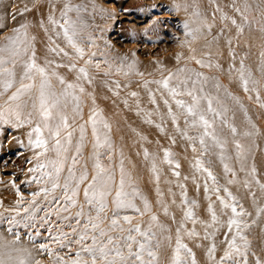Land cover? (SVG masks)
<instances>
[{
	"label": "bare ground",
	"instance_id": "1",
	"mask_svg": "<svg viewBox=\"0 0 264 264\" xmlns=\"http://www.w3.org/2000/svg\"><path fill=\"white\" fill-rule=\"evenodd\" d=\"M245 5L248 6L244 12L247 24L235 11V8L244 11ZM50 18L55 23L50 22ZM232 19L243 25V32L231 23ZM65 20L71 25L69 35L73 29L75 31L72 40L82 50V56L65 38L64 29L69 27ZM186 23L192 35L185 34ZM0 25V47L6 45L7 37L15 35L14 29L26 25L21 35L27 34L29 49L27 54L16 58L14 69L12 63L7 65L16 73V84L0 96V106H5L7 97L19 87L23 66L32 62L34 49L35 63L46 69L50 91L61 97L62 111L69 125L60 135L67 148L59 157L64 162L60 187L52 191V181L43 176L53 171L52 166L34 169L58 159L53 150L55 141L44 130L48 151L41 155L44 150L34 146L36 134L32 130L39 116L32 109L31 101L21 117L26 120L27 112L32 111L31 124L25 122L18 127L14 118L8 123L0 122V244L19 249L13 253L14 257L27 259L29 264L60 263L53 258L54 248L41 249L37 244L45 237L43 231H47L46 236H56L64 234L68 228L66 232L71 229L78 238L88 216H96L95 209H90L84 199V189L94 172L89 174V181L80 185L78 195L73 198L74 206L66 200L63 188L68 169L72 167V157L77 155L76 147L81 143V126L85 129V138L74 171L78 177L87 165L94 167L95 141L89 122L93 111L101 141L106 137L110 147L122 146L129 154L145 160L148 173L157 169L169 171L172 167L152 156L155 152L162 154L163 145H172L178 160L179 149L201 144L199 137L203 129L199 125L190 126L192 117L176 104L177 100H182L190 105L191 97H173L155 83L170 73L178 74L180 79L191 76L193 80L196 79L193 73L201 74L196 89L203 88L202 95L212 97L213 107L221 112L215 118L214 128L222 146L214 145L210 137H205L204 145L215 162H223L237 174L233 180L223 177L221 183L224 191L241 196L240 202L249 210V217L243 223L259 237L256 246L264 250V238H260L264 237V211H260L264 209V189L261 188L264 179L254 176L258 170L264 173V0H0ZM4 55L7 59V54ZM197 60L203 61L204 66L197 64ZM241 67L248 81L247 91L241 81ZM81 68L85 69L86 77L79 71ZM179 69L188 71L178 73ZM57 77L63 78L65 83L61 84ZM24 83L33 81L26 79ZM39 83L40 78L36 76V87L30 93L33 98L38 94ZM178 83L174 77L170 87ZM67 84L75 87L67 89L70 95L65 105L62 93ZM73 95L79 100V114L74 111ZM26 100L27 96L21 102ZM206 118L213 119L210 114ZM104 123L108 128H104ZM232 128L236 129L235 134ZM69 132L72 133L70 145L65 139ZM29 133H32L31 144ZM132 145L137 147L134 149ZM234 156L237 161L232 160ZM192 162L189 157L187 163ZM198 175L203 176V173L198 172ZM196 184L192 182V186ZM44 189L49 190L47 195ZM195 191L191 198L203 201L208 208L211 206L212 212L218 215L215 212L218 207H214L219 206L220 201L211 204L205 192ZM207 191H211V186L208 185ZM187 193L186 190L184 194ZM66 206L67 211H61ZM110 207L115 213L113 202ZM81 208L84 215L77 224L76 213ZM140 208L138 212H145ZM206 211L211 230L212 212ZM210 236L215 245L216 235ZM211 248L208 245L209 251ZM42 251L48 253V259ZM216 256L222 259L221 255Z\"/></svg>",
	"mask_w": 264,
	"mask_h": 264
},
{
	"label": "snow or ice",
	"instance_id": "2",
	"mask_svg": "<svg viewBox=\"0 0 264 264\" xmlns=\"http://www.w3.org/2000/svg\"><path fill=\"white\" fill-rule=\"evenodd\" d=\"M248 6L245 5L244 11H241L240 8H235V11L238 12L244 22V24L249 23L247 16L244 12L247 11ZM227 19V17H224ZM50 22L55 23L54 20ZM64 23L69 25L64 29L65 38L68 40L69 44L72 45L73 48L76 49L77 53L81 56L83 52L81 49L77 48L75 43L72 40V35L75 34L74 29L72 30V35H69V29L71 27L70 22L65 20ZM233 25H236L240 32H243V25H238L235 19L231 20ZM2 27V25H0ZM26 25H21L20 28L14 29L15 35L6 38V45L4 47H0V96L8 93L16 84V73L12 69L8 68L7 65L12 63L13 69L15 67V60L17 57L21 56L22 54H27L28 46H27V34L23 33L21 35V29L26 28ZM188 24L184 25L185 34L192 35V32L188 30ZM264 30V29H262ZM7 54L8 58H5ZM66 55V53H65ZM179 59V57H177ZM31 63L24 64V72L20 78L19 87L15 88V91L11 92L5 101V106H0V122L8 123L11 118H14L17 122L16 126H23V124L32 123L33 112H27V119L22 120L21 117L23 115V110L28 108L29 101H31V107L34 112L39 116V121L36 124V127L32 130L36 134V139L34 141V146L37 148H42L44 151L41 153L43 155L45 152L48 151V141L43 138V131L46 130L49 133V136L55 141L54 151L58 157L57 160H50L47 162V165L41 164L37 166V169L34 171H38L41 168L47 167L48 165L52 166V172H45L43 173L44 177L52 181V191L56 188L60 187V173L64 170V162L63 160L59 159L62 153L67 152V148L61 142L60 135L62 129H67L69 127L67 116L64 115L62 111V102L61 97L57 96L56 93L51 92V84L49 82V77L46 72V69L43 67H39L35 63V51L33 49L32 56H31ZM197 64L203 65V61L197 60ZM131 67V66H130ZM82 74L86 77L85 69L81 68L79 70ZM188 70L186 69H179L178 73H184ZM33 73L35 75H33ZM52 75H55L53 73ZM196 77L195 80L192 79L191 76H185L184 79H180L178 74H169L167 77L160 81H155L156 84L161 85L164 89H166L170 95L173 97L177 95H187L191 97V104L185 105V102L182 100H177L176 104L184 108L186 114L192 117L190 122V126L197 127L198 125L203 129L202 135L199 137L201 145L205 144V137H210L213 141V144L216 146H222L221 141L217 137L215 128H214V121L215 118L221 115V112L216 110L213 107V98L210 96L202 95L203 88L199 90L196 89V84L201 79L200 73H193ZM39 76L40 83L37 89V95L35 98L30 94L33 87H36L35 84V77ZM174 77L179 81V83L174 86L170 87V81L174 79ZM32 80V84H25V80ZM61 84H64L65 81L61 77H57ZM206 79V78H205ZM241 81L243 83L245 91L248 90V81L244 79L243 74V67H241ZM189 84L192 87H189ZM75 86L72 84H67L66 90L62 93L64 97V104L67 103V97L70 93L67 89H72ZM219 87V85H217ZM183 88V91H181ZM80 91L83 92L84 89L80 88ZM135 95V93H133ZM27 96L26 101H22V98ZM72 99L76 102L74 111L79 114L80 113V105L79 100L76 96H72ZM205 101V104L201 102ZM167 103V101H165ZM170 114H171V110ZM212 116V120L206 118L207 115ZM54 122V123H53ZM89 122L92 125V135L94 137V145H93V157L95 160L94 163V174L91 176L90 182L87 183V187L84 189V199L85 202L89 205L90 209L94 208L96 212V216L92 217L91 215L88 216L87 222L84 223V231L78 234V238L75 239L73 242L80 245L79 250L75 253V258L71 260V264H155L157 261L156 253L153 251L151 246V241L155 238V233L151 232V227H149L148 231H141L139 225L134 228H129L127 236H112L110 233L111 231L119 230L121 232L124 231L123 228H118L117 219L113 218L111 220V224L108 229L102 227L104 220L101 219V213L104 212L107 208V197L112 195V185L115 183L114 175L106 169L100 163V154L97 151L100 147L107 145L110 147V143L108 142L107 138L101 141L99 130L97 128V120H96V113L93 111L92 114L89 116ZM189 123V121H185ZM104 128H108V125L104 123ZM232 133L235 134L236 129H231ZM29 143H33L31 139L32 133H29ZM85 138V129L83 126L80 128V141L81 143L76 147V156L72 157V167L68 169V176L64 180L63 188H64V195L66 200L71 204L75 205L76 201L73 199L76 197L80 190V185L84 184L86 181H89V175L87 172L86 167L81 172V174L77 177L74 171L75 165L77 164V157L81 153L82 142ZM66 142L70 145L72 139V133L69 132L67 137L65 138ZM236 147L239 149L240 145L237 144ZM168 153L165 154V158L167 159ZM223 160V156L221 157ZM199 163V161L197 162ZM178 167V165H177ZM121 175L119 181V187L115 191V199L113 203L117 209L122 207H129L133 208L135 211H139V209L135 208V205L132 204L131 200L126 199L127 194L124 193V170L121 167ZM229 169L227 165H225V172H228ZM255 169H253V173ZM209 176L211 177V172H209ZM214 179V177H213ZM261 188L264 189V185H261ZM48 189H44L43 192L45 195L48 194ZM40 193H36L39 195ZM230 195V194H229ZM233 200L235 198H232ZM145 209L149 208L147 201H144ZM221 204L225 207L231 208V212L233 214V218L229 220V230H231L232 225H236L237 227V235H239L240 230V222L237 221L234 217L242 216L244 214L242 206L241 211H237V206L235 204L228 205L223 200H221ZM61 211H67V206ZM209 211L212 212L211 206H209ZM260 211H264L261 209ZM84 215L83 209L76 213V223L79 224L80 217ZM186 218H192V213H186ZM124 220L131 223L129 217L125 216ZM152 220L155 221L156 217L153 216ZM212 220L213 222L216 221V215L212 212ZM89 230H91V234H89ZM11 231V229H9ZM73 232H76V229H73ZM135 232L143 237L142 241H138L132 235ZM194 233H189V235H193ZM241 240H245L246 238L242 235L239 236ZM56 239H60L57 237ZM16 240H19V236H16ZM236 237L234 236L232 242L229 244V249L234 250L237 255H239V259H235L232 255V251L225 252L224 258L225 260H231L232 264H248L247 261V248L249 247L246 243L244 244V252L241 253L239 247L236 246L235 243ZM90 241V243H88ZM136 244L138 247L136 250H133L132 245ZM63 246V245H62ZM41 249L44 248V245L40 246ZM156 247H159V242H157ZM185 247L180 243L179 240V233H177V255L173 259V264H180L179 261V250L180 248ZM125 249H127V254L125 255ZM70 250V245H69ZM20 250L17 248H13L8 244H0V264H29V261L24 258L14 257V252H19ZM189 254L191 255L190 250ZM215 251V245L209 251L211 255L212 252ZM50 254V253H49ZM86 254V255H84ZM145 254L149 259L146 261L144 259ZM59 259V258H58ZM38 264V262H36ZM60 264H65L64 261H60ZM193 264L195 261L193 259ZM256 264H264L259 259L256 261Z\"/></svg>",
	"mask_w": 264,
	"mask_h": 264
},
{
	"label": "rangeland",
	"instance_id": "3",
	"mask_svg": "<svg viewBox=\"0 0 264 264\" xmlns=\"http://www.w3.org/2000/svg\"><path fill=\"white\" fill-rule=\"evenodd\" d=\"M191 130L195 131L194 129ZM132 147L135 149L137 146L132 145ZM173 148L172 145H163L164 152L162 154L161 152L152 154L154 158L158 157L156 160L171 165L170 170L161 171L157 169L151 170V173L146 170L148 165L145 160H141L137 155L129 154L122 146L108 147L104 145L98 149L101 165L108 169L115 178V183L112 185V195L107 197L106 200L107 208L101 213V219L104 220L102 227L108 229L111 220L116 218L118 228H123L124 231H111L110 234L114 237L127 236V230L137 225L140 226L141 231H148L151 227V232L155 233L151 246L158 258L155 264H173V259L177 255V233H179L180 243L185 246L180 248L178 253L180 264H193V259L195 264H232L231 260L223 258L227 251H232L235 259L240 258L234 250L229 249V244L234 236L236 237V246L240 248L241 253L245 250L243 247L245 243L249 246L247 248L248 264H256L258 259L263 260L264 250L256 246L259 237L255 236L252 230L246 229L243 223L249 217L248 208L240 202L241 196L239 194L233 191H224L221 183L223 177L233 180L238 177L237 174L231 170L225 172L224 163L215 162L206 145L193 144L186 150L179 149L181 155L178 160H176L177 153ZM110 149L111 151H108ZM166 153H168L167 159L165 158ZM189 157H192L193 160L191 165L187 163ZM232 160L237 161L238 159L234 156ZM198 161L199 163H197ZM121 167L124 170L125 185L123 191L127 194L126 199L131 200L136 209L141 207L142 211L145 212L140 213L129 207L117 209L114 203L115 213L111 210L110 203L115 199V191L119 187ZM194 167L200 170L198 171ZM86 169L88 175L94 172L92 165H87ZM198 172L203 173V176H199ZM209 172H211V177ZM254 176L264 179V173L259 170ZM194 181L197 184L192 186ZM208 185L211 186L210 192L207 191ZM197 189L202 193L205 192L207 201L211 204L220 201L219 206L214 207V209L218 207L215 211L218 214L216 215V221L213 222L212 216L210 217L211 230L206 216V209L209 211V208L205 206L203 201H195L191 198ZM186 190L188 193L184 194ZM145 200L149 205L147 210L145 209ZM221 200L228 205L235 204L238 212L241 211L242 206L244 214L234 217L240 222L239 235H237L236 225H232L231 230H229V220L233 218V214L230 207L225 208L221 204ZM211 209L213 210V208ZM111 212L114 214L112 218ZM188 212L192 213L190 219L186 218ZM125 216L130 218V224L124 220ZM153 216L156 217L155 221L152 220ZM72 225H76L75 222H72ZM66 230L68 228L63 231L64 234H57L56 236H46L47 231H43L45 237L37 244L44 245V248H54V259L56 258L57 261L62 260L65 264H71V260L75 258V253L79 250L80 245L73 242L77 237L71 232V229V233L66 232ZM189 233L194 234L189 235ZM89 234H91V230H89ZM212 234L216 235L217 243L215 244V254L210 255L207 247L208 245L213 246L210 236ZM132 235L138 241L143 240V237L135 232ZM240 235L246 239L241 240ZM57 237L60 239H56ZM260 238L263 239L264 237L261 235ZM157 242H159V247H156ZM132 247L133 250H136L138 246L133 244ZM38 248L40 247L38 246ZM188 250H190L191 255ZM42 254L45 259L49 258L47 252L42 251ZM126 254L127 249H125ZM216 255H221L222 259H216ZM144 259L147 261L149 257L145 254Z\"/></svg>",
	"mask_w": 264,
	"mask_h": 264
}]
</instances>
